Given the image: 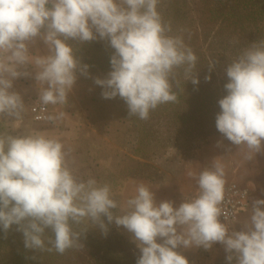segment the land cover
I'll return each mask as SVG.
<instances>
[{"label":"clouds","instance_id":"1","mask_svg":"<svg viewBox=\"0 0 264 264\" xmlns=\"http://www.w3.org/2000/svg\"><path fill=\"white\" fill-rule=\"evenodd\" d=\"M159 0H0V114L19 119L24 109L13 82L29 76L42 86L43 104H65L80 66L67 42L106 40L114 53L111 71L95 78L102 97L122 98L129 117L147 120L158 105L174 102L176 69L193 85L197 56L157 10ZM40 38L49 54H32L30 44ZM213 65V62L210 63ZM226 95L218 103L217 130L232 144L255 153L264 141V40L254 42L227 66ZM210 79L209 77L205 78ZM68 153L57 138L44 133L0 137V230L13 225L27 249L64 254L79 244L82 233L73 224L85 219L107 233L108 223L132 234L141 255L136 264H189L177 249L221 243L231 264H264V199L251 207L249 225L229 233L220 222L224 198V168L214 160L199 173V194L178 207L156 202L141 183L123 206L112 198L108 184L77 180L67 164ZM246 159L251 156L245 155ZM189 176H194L192 172ZM120 209V214H117ZM115 210V211H113ZM47 230L52 235L45 236ZM158 239L161 242H158Z\"/></svg>","mask_w":264,"mask_h":264},{"label":"rangeland","instance_id":"2","mask_svg":"<svg viewBox=\"0 0 264 264\" xmlns=\"http://www.w3.org/2000/svg\"><path fill=\"white\" fill-rule=\"evenodd\" d=\"M157 10L171 26L170 35L181 37L197 56L191 75L198 85L188 80L183 68L176 69V101L158 105L147 120L129 117L122 98H103V89L94 83L111 71L114 49L108 41L69 40L80 66L88 65L87 75L77 70L68 96L74 108L67 113L77 122L72 133L62 134L54 126L60 108L49 109V120L36 122L31 102L19 119L0 114V137L44 133L57 138L76 179L108 184L112 194L131 176L162 179L200 149L220 141L223 135L215 120L218 101L227 94L226 68L250 44L264 40V0H159ZM101 219L106 234L87 219L73 224V231L82 234L79 244L64 254L27 249L23 234L13 225L2 234L6 236L0 241V264H136L139 248L118 227H110L106 217ZM51 235L47 230V247Z\"/></svg>","mask_w":264,"mask_h":264},{"label":"crops","instance_id":"3","mask_svg":"<svg viewBox=\"0 0 264 264\" xmlns=\"http://www.w3.org/2000/svg\"><path fill=\"white\" fill-rule=\"evenodd\" d=\"M30 51L32 54H49L47 46L40 38L30 44ZM26 70L30 75L16 79L13 82V88L10 89V91L20 94L24 107L31 102H42L40 100L42 86L35 80V69L29 65ZM69 95H71V92H69ZM47 105L51 110L60 108L61 114L55 118L54 126L58 125V130H61L62 134L70 135L77 124L75 118L70 117L67 113L68 110L74 108L73 101L67 99L65 104ZM69 128H71V132ZM246 154L251 156L250 160L245 158ZM214 160L220 162L224 168L225 185L236 183L247 189L250 196L248 208L240 212L233 222L226 223L221 220L220 222L225 224L229 229V233L245 230L249 225L253 202L257 199H264V141H262L261 151L255 153L245 146L239 147L232 144L222 136L216 144L200 149L194 158L185 159L175 168L174 172L162 179L128 177L124 181L121 190L112 194V198L123 208L126 200L135 194L137 186L143 183L154 193L157 203L171 201L174 207H178L184 200L192 199L199 194L196 177L205 168L210 167ZM189 172L195 175L189 176ZM261 207L264 209V206ZM117 214H120V209H117ZM110 227L118 226L112 222ZM118 228L128 240L137 246L131 233L123 226ZM158 242L161 241L158 239ZM177 250L188 259L189 264H229L226 260L228 253L225 252L224 245L219 242L214 243L208 250L195 246L190 248L181 246ZM231 264H236L235 258L231 261Z\"/></svg>","mask_w":264,"mask_h":264},{"label":"built area","instance_id":"4","mask_svg":"<svg viewBox=\"0 0 264 264\" xmlns=\"http://www.w3.org/2000/svg\"><path fill=\"white\" fill-rule=\"evenodd\" d=\"M32 114L36 122H45L49 120V106L42 102H34L32 104ZM249 204L250 196L247 189L236 183L224 185V198L219 206L221 209L219 219L231 223L240 212L248 208Z\"/></svg>","mask_w":264,"mask_h":264},{"label":"trees","instance_id":"5","mask_svg":"<svg viewBox=\"0 0 264 264\" xmlns=\"http://www.w3.org/2000/svg\"><path fill=\"white\" fill-rule=\"evenodd\" d=\"M166 106V105H165ZM159 108L161 107V106H158ZM166 107H169L168 105L166 106ZM159 108H156V109H159ZM167 109H169V108H165V110H167ZM151 112H153V110L151 111ZM123 186V185H122ZM122 188V187H121ZM121 190V189H120ZM2 234H7V233H4L2 230H0V241H2L4 238H5V236L6 235H2Z\"/></svg>","mask_w":264,"mask_h":264}]
</instances>
